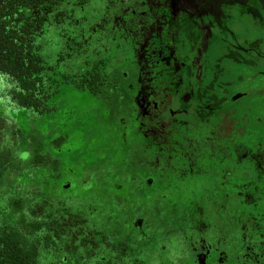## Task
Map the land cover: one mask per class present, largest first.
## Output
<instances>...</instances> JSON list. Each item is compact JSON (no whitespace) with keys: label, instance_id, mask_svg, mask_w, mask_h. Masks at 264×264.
Here are the masks:
<instances>
[{"label":"flooded vegetation","instance_id":"1","mask_svg":"<svg viewBox=\"0 0 264 264\" xmlns=\"http://www.w3.org/2000/svg\"><path fill=\"white\" fill-rule=\"evenodd\" d=\"M44 9L43 53L64 85L43 114L54 115L50 102L68 86L81 100L97 98L110 72L134 64L116 129L124 140L134 113V129L158 144L151 171L162 181L152 175L133 195L113 180L105 195L116 208L83 202L64 178L97 174L90 165L99 156L58 158L46 171L50 197L65 196L107 237L97 235L85 264H264V0H45ZM53 45L55 59L46 52ZM69 141L59 135L49 149L60 154ZM84 188L93 192L94 183ZM115 216L125 239L106 230Z\"/></svg>","mask_w":264,"mask_h":264},{"label":"rangeland","instance_id":"2","mask_svg":"<svg viewBox=\"0 0 264 264\" xmlns=\"http://www.w3.org/2000/svg\"><path fill=\"white\" fill-rule=\"evenodd\" d=\"M57 49L54 45L47 48L46 52L51 59H55L54 56H57ZM69 56L65 57L62 67L68 74H71L72 61ZM137 76L138 68L134 64L120 66L110 72L108 76L110 83L104 86L99 96L97 98L93 96L92 99L86 101L81 100L82 97L78 95V90L68 86L56 99L54 98L50 102L54 108L52 117L41 114L24 119L18 112H11V116L7 117L5 110H0V188L3 190V194L8 197V201H13L22 193L29 191L24 183V178L27 175L33 181L38 173L46 174V171L49 172L52 169L53 161L58 158H61V160L59 159L60 164L62 160H67L70 164H78L87 156H99L100 159H93L90 165L91 167L99 166L98 171L96 170L97 174L90 173L95 170L92 169L89 172L86 170L83 175L77 174L73 178L70 172H66L64 178L70 185H73L70 190L83 202L103 205L106 209L117 207L115 199L107 196L114 193L107 187L113 183V180L132 189L133 195H141L148 189L149 183L146 181L152 175L160 183L162 181V177H159L161 173L158 171L152 173L151 171V168L155 167V163L159 162L156 151L157 138L144 135L134 129V113L129 115L130 123L123 134L125 144L122 136L119 135L120 132L116 129L119 124L125 122V113L127 112L125 109L128 107L124 101L128 100L130 84ZM87 96L91 97L89 94ZM130 99L133 100L132 97ZM121 104H123L122 109L118 108L122 106ZM112 123L114 127H112ZM59 135H68L70 143L64 145L61 153L57 154L49 147L51 146L50 141ZM103 141L109 147L103 149L101 146ZM29 149L39 154V157L29 156L30 166L23 171L20 167V160L15 155L20 154L22 158L26 159ZM167 151L164 154L165 158L169 156ZM36 159L40 161L35 162ZM110 166H115V171ZM79 167L74 166V170L79 172ZM59 171H63L62 167ZM102 171L103 173L100 174L99 172ZM127 171L130 173L128 177ZM113 172L115 176L119 174L116 176L117 179ZM101 180L104 194L101 190ZM90 182L94 183L93 192H88L84 188V185L88 188ZM116 197L118 196L116 195ZM128 210V214L132 215L133 209ZM112 220V225L106 230L115 232L114 238L125 239V230H122L123 221L117 216ZM127 238L131 243L132 235L129 234ZM49 262V258H46L42 264H49Z\"/></svg>","mask_w":264,"mask_h":264},{"label":"trees","instance_id":"3","mask_svg":"<svg viewBox=\"0 0 264 264\" xmlns=\"http://www.w3.org/2000/svg\"><path fill=\"white\" fill-rule=\"evenodd\" d=\"M44 7L45 0H0V110L7 117L43 114L48 99L64 85L43 53ZM29 156L39 154L29 149L26 159L15 155L23 171ZM28 177L29 191L13 201L0 188V264H42L46 258L49 264H85L94 255L97 235L107 237L89 225L87 216L70 211L65 196L50 197L46 174L33 181Z\"/></svg>","mask_w":264,"mask_h":264}]
</instances>
